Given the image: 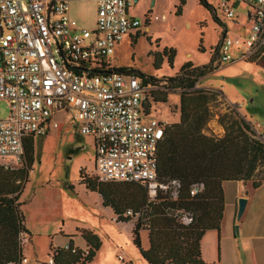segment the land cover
Masks as SVG:
<instances>
[{
	"label": "built area",
	"instance_id": "built-area-1",
	"mask_svg": "<svg viewBox=\"0 0 264 264\" xmlns=\"http://www.w3.org/2000/svg\"><path fill=\"white\" fill-rule=\"evenodd\" d=\"M85 3L95 5L90 30L70 15L72 4ZM132 5V0H0V101L9 105L8 117L0 119V160L12 157L22 164L26 141L46 136L58 126L55 116L67 113L79 135L93 141L98 182L140 184L150 201L158 194L178 197L180 182L161 181L157 173L156 151L166 126L152 117L158 88L116 72L111 62L123 39L151 21L149 13L142 21L132 18ZM219 8L232 23L243 14L250 25L244 37H229L226 30L218 49L220 64L234 62L235 53L246 62L264 60V0H220ZM249 125L251 137L264 144V130L259 134V124ZM203 189L195 183L189 193L197 196ZM174 217L185 226L193 219L183 210ZM24 236L21 243L28 241Z\"/></svg>",
	"mask_w": 264,
	"mask_h": 264
},
{
	"label": "rangeland",
	"instance_id": "rangeland-1",
	"mask_svg": "<svg viewBox=\"0 0 264 264\" xmlns=\"http://www.w3.org/2000/svg\"><path fill=\"white\" fill-rule=\"evenodd\" d=\"M207 2L216 10L221 24L227 27L229 37L234 38L241 32L239 24L237 27L221 13L220 0ZM152 3L153 7L149 8ZM133 10L140 12L139 21H142L143 14L145 16L151 11L148 26L153 39L150 42L148 38L140 36L135 43L123 41L112 58V64L131 67L147 76L163 79L173 76L186 62L198 67L209 63L212 49L219 43L223 28L214 22L212 14L198 0H184L182 5L179 0H141L137 6H133ZM71 14L83 27L89 30L94 27L93 3L73 5ZM154 16L159 19L154 21ZM154 39L160 40L159 52L155 50ZM164 49L175 51L173 67L168 65L165 57H161L156 70L153 66L154 54ZM237 58L232 64L221 63L196 84V88L221 93L217 102L210 106L213 117L203 131L206 135L221 137L224 130L218 119L231 112L247 123L259 124L257 133L261 134L264 130V70ZM180 92L170 91L166 103H155L152 117L164 121L179 119ZM8 114L7 101H0V119H6ZM55 121L58 123L56 129L46 136L34 138L33 164L20 195V202L24 203L21 209L25 227L31 235L30 239L23 237L28 240L22 243V256L27 259L25 264H49L50 245L65 248L69 241H72L74 248L86 253L88 247L82 237L84 232H90L100 243L89 264H147L132 244V223L116 222L112 212L102 207L98 195L87 192L80 183V173L95 178L92 139L79 135L71 114H57ZM0 161L8 168L25 165L24 161L16 165L12 157ZM227 186L228 190L237 189L235 183H228ZM243 194L254 196L256 203L246 208L239 221L233 220L229 212L225 214L222 233L215 231L204 234L201 254L205 264H240L234 242L225 240L226 236L238 238L241 249L251 239L255 244L264 243V227L254 229L257 228L256 223L260 225V217L264 219L260 209L262 206L258 205L264 197V187L258 192L246 188ZM146 236L147 233L142 232L144 248ZM255 236L258 238H251ZM243 237L246 240L244 244L241 241ZM221 242L223 247H220ZM240 259L244 261V254H240Z\"/></svg>",
	"mask_w": 264,
	"mask_h": 264
},
{
	"label": "trees",
	"instance_id": "trees-1",
	"mask_svg": "<svg viewBox=\"0 0 264 264\" xmlns=\"http://www.w3.org/2000/svg\"><path fill=\"white\" fill-rule=\"evenodd\" d=\"M180 5L184 0H179ZM207 9L214 22L223 28L207 0H198ZM180 12V10H178ZM219 43L212 49L207 65L198 67L186 62L173 76L156 79L130 68H115L116 72L142 78L144 83L158 88L153 92L154 103H166L167 93L180 90L179 121L166 124L163 138L156 151L157 173L161 181L173 179L180 182L178 197L171 200L158 194L149 200L147 189L136 183H100L80 173L84 188L99 195L104 208H109L118 223L133 222L131 240L147 264H205L201 254V240L208 231L219 233L223 218L224 194L222 184L241 182L252 189L264 183V144L252 138L249 123L231 112L219 117L223 127L221 137L206 135L203 131L213 117L211 104L217 102L220 92L196 88L201 77L220 66ZM159 56V57H158ZM161 57L173 67L175 51L164 49L154 54L153 66L157 70ZM264 70V60L252 62ZM34 138L24 145V163L21 168H8L0 161V264L23 259L20 235L30 233L25 227L20 195L28 182V172L33 164ZM202 183L203 192L191 196V185ZM177 210L192 214L189 225L178 223ZM131 211L132 216H125ZM146 232V248L141 234ZM82 237L88 247L87 254L73 247L69 241L65 248L49 247L52 264H89L93 261L100 243L90 232ZM74 251V252H73Z\"/></svg>",
	"mask_w": 264,
	"mask_h": 264
},
{
	"label": "crops",
	"instance_id": "crops-1",
	"mask_svg": "<svg viewBox=\"0 0 264 264\" xmlns=\"http://www.w3.org/2000/svg\"><path fill=\"white\" fill-rule=\"evenodd\" d=\"M141 0H138V2L136 3V4H133L132 5V7L130 8V10H129V15L132 17V18H135V19H137V20H139V17H138V15H139V11H137V10H133V6H137V4L140 2ZM73 5H76V4H72V6ZM72 6H71V8H72ZM95 6V5H94ZM153 7V3L149 6V8H152ZM238 8L240 9V11H241V13H243L244 12V10L246 11V9L244 8V5L242 6L241 5V7L240 6H238ZM150 12L151 11H149V14H150ZM70 15H71V17L73 18V19H75L77 22H78V24L81 26V27H83L80 23H79V21L77 20V18H75L72 14H71V10H70ZM142 16H144V14L142 15ZM142 19H143V17H142ZM150 24V21H149V23L147 24V26H145V27H141V28H139L138 29V31L136 32V33H132L130 36H128V37H126V38H124L123 39V41H128L129 42V44H131L132 42L133 43H135L137 40H138V38L140 37V36H144V37H146V38H148V40H150V42H151V40L153 39L150 35V30H149V25ZM238 24H239V29L241 30V32L238 34H236V36H245L247 33H248V30H249V27H250V25H249V23L247 22V19H245V17L243 16V14L242 15H240V17H239V22H238ZM238 24H236V26L238 27ZM235 25V24H234ZM241 25V26H240ZM94 26H95V24H94ZM83 28H85V27H83ZM94 28V27H93ZM92 28V29H93ZM87 29V28H86ZM226 30H228L227 29V27H226ZM122 41V42H123ZM121 42V43H122ZM159 42H160V40L159 39H154V43L156 44V48H155V50L157 51V52H159L160 51V46H159ZM121 43L117 46V48L121 45ZM117 48H116V50H117ZM116 50H115V52H116ZM114 55H115V53H114ZM113 55V56H114ZM234 57H235V59L237 58L238 60H241L240 58H239V54L238 53H235L234 54ZM113 58V57H112ZM112 58H111V62H112ZM236 61V60H235ZM234 61V62H235ZM234 62H232V63H234ZM232 63H230V64H232ZM113 66L115 67V68H119V67H126V66H116V65H114L113 64ZM131 68V67H130ZM137 70V69H136ZM158 119V118H157ZM159 120H162V119H159ZM162 121H164V120H162ZM179 121V119H173V120H168V121H164L166 124H171V123H176V122H178ZM228 183H235L236 185H237V189H230L229 188V190H228ZM262 187H264V183L259 187V188H257V189H252L251 188V186L250 185H244L243 183H241V182H225V183H223L222 184V188H223V194H224V210H223V218H222V222H223V219H224V216H225V214H227L228 212L232 215V217H233V220H236V214H237V202H238V200H239V198H241V197H245L246 198V200H247V204H246V207H245V210H244V212H243V215L245 214V212H246V208H248L250 205H252L253 203H256V198L253 196V197H251V196H248V195H246V194H243L244 193V191L246 190V188H249L250 190H252V191H257L258 192V190L259 189H262ZM86 190V189H85ZM228 190V191H227ZM87 191V190H86ZM87 192H89V191H87ZM91 193V192H90ZM93 194H95V193H93ZM97 195V194H96ZM98 197H99V195H98ZM99 201H100V203H101V198L99 197ZM102 205V204H101ZM259 206H262L260 209H262V211H261V214H262V217L264 216L263 214H264V197L261 199V201H260V203L258 204ZM103 207V206H102ZM104 208V207H103ZM106 209H109V208H106ZM110 210V209H109ZM111 211V210H110ZM112 212V211H111ZM242 215V216H243ZM112 216H113V218H115L114 217V215H113V213H112ZM222 222H221V226H220V232L222 233L223 232V226H222ZM130 223H132V225H133V222H130ZM125 224V223H124ZM254 225V224H253ZM264 225V219H261V217H260V225H258L257 223H256V226H257V228H254L255 230L257 229L258 230V228H260V227H264L263 226ZM28 230V229H27ZM28 232H30V230H28ZM208 232H215V231H208ZM208 232H206V233H208ZM260 238L262 237V236H259ZM31 238V235H29V239ZM251 238H258V236H255V237H251ZM225 240H227V241H233L234 242V245H235V248H236V250H237V253H238V261H239V263L240 264H264V243L263 242H261V243H256L255 244V242H253L254 240L253 239H251L250 240V243H247L246 242V244H244L245 243V239H244V237L242 238V243L244 244V246H242V249L241 248H239V246H238V242H237V240H238V238H235V237H233V236H226V238H225ZM223 242H221L220 243V247H223V244H222ZM73 245V244H72ZM86 245V244H85ZM87 246V245H86ZM224 246H225V248L227 247V245L224 243ZM201 252H202V247H201ZM240 254H244V256H245V259H244V261L243 260H241L240 259Z\"/></svg>",
	"mask_w": 264,
	"mask_h": 264
},
{
	"label": "water",
	"instance_id": "water-1",
	"mask_svg": "<svg viewBox=\"0 0 264 264\" xmlns=\"http://www.w3.org/2000/svg\"><path fill=\"white\" fill-rule=\"evenodd\" d=\"M133 4H136L138 2V0H132ZM247 204V200L245 197H241L239 198L238 202H237V214H236V220L239 221L243 215V212L245 210ZM236 232H237V228H236Z\"/></svg>",
	"mask_w": 264,
	"mask_h": 264
}]
</instances>
